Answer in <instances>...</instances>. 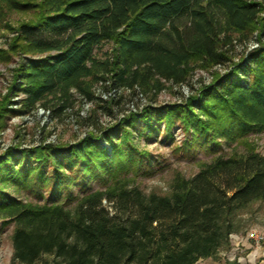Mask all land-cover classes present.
Masks as SVG:
<instances>
[{
    "label": "trees",
    "instance_id": "1",
    "mask_svg": "<svg viewBox=\"0 0 264 264\" xmlns=\"http://www.w3.org/2000/svg\"><path fill=\"white\" fill-rule=\"evenodd\" d=\"M3 10L34 12V20L18 26L11 51L27 57L19 69L22 106L54 101L53 112L69 105L73 89L91 97L94 81L109 80L101 72H111L114 86L145 91L162 80L183 83L196 60L224 63L222 44L233 33L264 32V0H0ZM104 42H112L114 52L97 58L95 49ZM239 66L201 89L203 117L192 98L176 106L185 112V129L206 146L264 130V48ZM174 107L166 111V126ZM151 113L138 115L147 127ZM49 150H30L38 166L20 172L4 158L0 178L22 182L35 169L55 184L56 196L87 175L110 172L115 178L105 189L84 192L74 209L56 201L24 203L0 191V213L14 223L18 264H197L229 246L237 210L264 200V156L250 146L244 154L217 156L190 178H176L167 195L147 194L117 177L134 159L132 149L108 150L87 138L63 153ZM74 164V179L59 169Z\"/></svg>",
    "mask_w": 264,
    "mask_h": 264
},
{
    "label": "rangeland",
    "instance_id": "2",
    "mask_svg": "<svg viewBox=\"0 0 264 264\" xmlns=\"http://www.w3.org/2000/svg\"><path fill=\"white\" fill-rule=\"evenodd\" d=\"M34 19L33 10L0 12V161L6 158L15 172L38 166L30 150L39 147L49 150L45 148L51 147V150L63 153L71 146L92 138L108 150L113 145L132 149L130 158L134 159L121 166L117 176L126 179L129 187L137 186L147 194L167 195L171 193L176 178L192 177L203 165L212 162L219 155L228 157L244 154L250 146L264 156V130L250 133L238 141L218 138V144L209 143L206 146L203 138L195 135L191 127L185 129V112L176 107L186 105L192 98V107L203 117L197 107L201 89L212 83L217 76L230 73L234 68L241 70L240 64L247 61L255 50L264 48V32L256 29L246 36L233 33L232 40L222 44V51L226 54L224 63L205 65L202 60H196L190 65L183 83L162 80L158 87L146 91L141 87L124 86L116 98H105L103 94L113 86L112 74L101 72L98 76L108 77L109 83H102L100 79L94 81L90 87L91 97L73 89L69 105L62 111L53 112V108L57 106L54 101L47 106L38 105L34 109L25 108L21 102L25 95L19 91L23 82L19 69L27 57L14 53L11 47L18 26ZM7 52L9 58L5 56ZM113 52L114 44L104 42L95 49V56L106 58ZM83 96L91 101L90 109L85 114L81 113ZM131 103L136 110L128 112ZM173 106L176 110L169 116L171 124L166 126V111ZM143 109L152 112L149 127L142 118H138ZM78 165L74 164L72 169L66 166L59 169L74 179L76 172L73 170ZM52 166L48 160L46 175L51 174ZM114 178L110 172L102 173L99 178L87 175L80 183H74L73 180L69 190L62 189V194L56 196L55 184L47 177H38L33 169L25 179H21L22 182L1 177L0 191L24 203L56 201L74 209L84 192L105 189ZM82 183H85L84 189L81 188ZM68 192L70 196L66 195ZM103 204L108 210H113L111 203L105 199ZM233 220L235 230L230 234L229 246L221 249L218 258H210L224 264H251L247 255L255 249L259 254L256 258L264 260V240L257 244L249 237L251 230L264 236V200H255L237 210ZM13 230L14 223H7V218L0 213V264H18L13 259ZM242 238L251 247L246 248L242 244ZM240 255L245 259L241 260ZM47 258L52 259L50 256Z\"/></svg>",
    "mask_w": 264,
    "mask_h": 264
},
{
    "label": "built area",
    "instance_id": "3",
    "mask_svg": "<svg viewBox=\"0 0 264 264\" xmlns=\"http://www.w3.org/2000/svg\"><path fill=\"white\" fill-rule=\"evenodd\" d=\"M101 82L107 84L110 81L108 80L106 82H103V81H101ZM120 91H121V87L120 86H114L113 85L112 88L107 93L103 94V97H105V98H108V97L109 98H116L119 95ZM90 106H91V101L88 100L86 97H84L83 108L81 110V113L85 114L90 109ZM134 110H136L135 105L133 103H131V105L128 106V112H131V111H134ZM48 111H50V109H48ZM249 237L251 239H253L257 244L262 243L263 240H264V236L261 235L256 230H251L249 232Z\"/></svg>",
    "mask_w": 264,
    "mask_h": 264
},
{
    "label": "crops",
    "instance_id": "4",
    "mask_svg": "<svg viewBox=\"0 0 264 264\" xmlns=\"http://www.w3.org/2000/svg\"><path fill=\"white\" fill-rule=\"evenodd\" d=\"M243 239V238H242ZM242 244L246 247V248H249L251 247V244H249L248 241L246 240H242ZM243 250V249H242ZM259 254H257V251L254 249H252L250 251V253L247 255V259H248V262L251 263V264H264V260H259L258 258H256V256H258ZM259 257V256H258ZM240 259H245V257H242L240 255ZM240 260V261H241ZM258 261V262H257ZM197 264H224L223 262L221 261H216V260H213L212 258H201L198 260Z\"/></svg>",
    "mask_w": 264,
    "mask_h": 264
}]
</instances>
